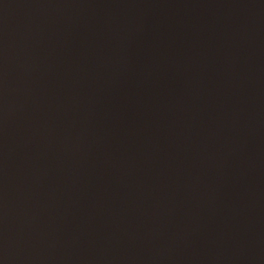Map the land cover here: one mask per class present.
Returning a JSON list of instances; mask_svg holds the SVG:
<instances>
[{
  "label": "water",
  "instance_id": "obj_1",
  "mask_svg": "<svg viewBox=\"0 0 264 264\" xmlns=\"http://www.w3.org/2000/svg\"><path fill=\"white\" fill-rule=\"evenodd\" d=\"M0 264H264V0H0Z\"/></svg>",
  "mask_w": 264,
  "mask_h": 264
}]
</instances>
